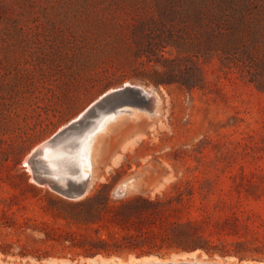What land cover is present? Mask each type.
I'll use <instances>...</instances> for the list:
<instances>
[{"label":"rangeland","instance_id":"1","mask_svg":"<svg viewBox=\"0 0 264 264\" xmlns=\"http://www.w3.org/2000/svg\"><path fill=\"white\" fill-rule=\"evenodd\" d=\"M211 15L240 24L209 45L194 19ZM174 40L181 54L166 44ZM143 47L154 49L153 60L138 55ZM167 57H180L185 70L200 66L203 86L149 81ZM126 83L152 90L157 111L123 112L99 135L90 192L108 183L118 198L115 188L135 173L143 174L140 188L128 195L191 184L194 214L212 221L237 216L243 233L253 229L264 239V0H0V263H88L70 251L42 259L17 254L42 246L39 232H22L18 224L41 227L64 198L35 183L26 160L102 94Z\"/></svg>","mask_w":264,"mask_h":264},{"label":"trees","instance_id":"2","mask_svg":"<svg viewBox=\"0 0 264 264\" xmlns=\"http://www.w3.org/2000/svg\"><path fill=\"white\" fill-rule=\"evenodd\" d=\"M194 21L201 26L199 30L206 35L209 45L222 30L228 33L229 28L236 30L240 24V21L219 20L213 15L199 16ZM167 42L182 53L177 40ZM212 49L213 45L206 50L209 53ZM153 52L152 47H143L138 55L145 54L153 60ZM185 53L190 54L189 51ZM159 64L162 70L154 71L148 78L155 85L177 84L189 90L203 86L200 66L187 64L185 70L180 57H167ZM259 88L264 90L262 85ZM194 200L195 189L191 184L184 188L178 186L174 192L161 195L136 193L113 198L108 183H103L81 200L61 198V205L50 210L53 220L44 221L41 227L19 223L18 229L22 232L29 228L32 232H39L41 236L36 241L42 246L31 250L24 247L17 254L42 259L63 255L65 251L84 256L99 253L108 256H127L129 253L164 256L173 251L199 250L209 255L235 256L240 260H264V239L253 229L251 236L243 233L237 216L212 221L206 213L194 214ZM1 250L12 253L9 247H1Z\"/></svg>","mask_w":264,"mask_h":264},{"label":"water","instance_id":"3","mask_svg":"<svg viewBox=\"0 0 264 264\" xmlns=\"http://www.w3.org/2000/svg\"><path fill=\"white\" fill-rule=\"evenodd\" d=\"M154 96L143 86L128 84L108 90L93 101L83 112L67 124L60 127L48 139L38 144L30 153L28 163L32 174L31 179L66 199L81 200L91 191L96 179L94 170V157L90 149L84 150V156L78 153L83 146L92 149L100 132L96 126L103 113H130L129 108L145 111L152 114L157 111ZM103 133V132H102ZM89 138V139H88ZM88 139V140H87ZM86 168V170L84 169ZM143 174L135 173L122 180L115 188L113 195L121 198L140 188ZM197 250L173 251L168 255L127 254V261L122 262V255L95 254L87 256V264H264L262 260L241 262H219L218 260L195 261ZM184 254L192 255L193 261L183 259ZM175 255H179L175 260ZM101 257L97 259V257ZM158 257L163 261L141 262L142 257ZM114 257V261H103L105 258ZM135 257L137 261H131ZM231 258V257H230ZM54 258H49L53 262ZM9 264V263H0Z\"/></svg>","mask_w":264,"mask_h":264},{"label":"bare ground","instance_id":"4","mask_svg":"<svg viewBox=\"0 0 264 264\" xmlns=\"http://www.w3.org/2000/svg\"><path fill=\"white\" fill-rule=\"evenodd\" d=\"M128 84H132V83H128ZM147 91L150 92V94H152L154 96V100H155L156 104H158V102H159L158 96L152 90H147ZM156 106L157 105H154V109H157ZM129 110H130V114L131 115H134L136 113V111H137L134 108H129ZM120 114L121 113H111V112L110 113L108 112V113L101 114V118L99 119L98 124L96 126V132H100V133L105 132L107 130V127H108L109 123L112 122V121H114V120H116L117 117ZM85 149H90L91 152H92V154H93L94 147L91 149L90 146H83V148L80 151H78V153H81L84 156V150ZM28 160H29V158H27V160H26L27 163H28ZM28 169L30 170V168H28ZM84 169L86 170V168H84ZM176 256H178V255H175V260H176ZM184 257H186V256H184ZM98 258H101V257L98 256L97 259ZM183 259L188 260V261H193L192 258L191 259H189V258H183ZM104 260L108 261L109 259H104ZM131 261H137V259L135 257H131ZM138 261L146 262V261H163V260L161 258H158V257L150 256V257H142V258L138 259ZM195 261H204V260H199V259H197V257H195ZM218 261L219 262H224V261H220V260H218Z\"/></svg>","mask_w":264,"mask_h":264}]
</instances>
